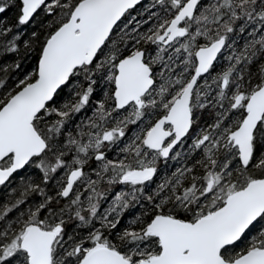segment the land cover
Instances as JSON below:
<instances>
[{"label":"snow or ice","instance_id":"obj_1","mask_svg":"<svg viewBox=\"0 0 264 264\" xmlns=\"http://www.w3.org/2000/svg\"><path fill=\"white\" fill-rule=\"evenodd\" d=\"M0 264H264V0H0Z\"/></svg>","mask_w":264,"mask_h":264}]
</instances>
